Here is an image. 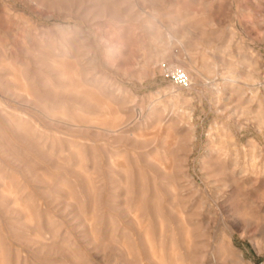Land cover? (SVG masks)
<instances>
[{
	"label": "rangeland",
	"instance_id": "rangeland-1",
	"mask_svg": "<svg viewBox=\"0 0 264 264\" xmlns=\"http://www.w3.org/2000/svg\"><path fill=\"white\" fill-rule=\"evenodd\" d=\"M0 264H264V0H0Z\"/></svg>",
	"mask_w": 264,
	"mask_h": 264
},
{
	"label": "built area",
	"instance_id": "built-area-1",
	"mask_svg": "<svg viewBox=\"0 0 264 264\" xmlns=\"http://www.w3.org/2000/svg\"><path fill=\"white\" fill-rule=\"evenodd\" d=\"M177 79H178V82L181 84V85H186L188 84V77L185 75V73L181 72V73H178L177 75Z\"/></svg>",
	"mask_w": 264,
	"mask_h": 264
},
{
	"label": "bare ground",
	"instance_id": "bare-ground-1",
	"mask_svg": "<svg viewBox=\"0 0 264 264\" xmlns=\"http://www.w3.org/2000/svg\"><path fill=\"white\" fill-rule=\"evenodd\" d=\"M225 79V78H224ZM229 82H231V83H233V82H235V80L232 78L231 80H229ZM207 83V82H206ZM19 127V126H18ZM236 175V174H235ZM173 238V237H172ZM172 240H170V242H171ZM174 243H175V240H174ZM152 244V243H151ZM172 244V243H171Z\"/></svg>",
	"mask_w": 264,
	"mask_h": 264
}]
</instances>
